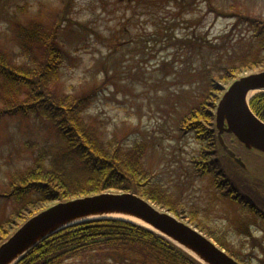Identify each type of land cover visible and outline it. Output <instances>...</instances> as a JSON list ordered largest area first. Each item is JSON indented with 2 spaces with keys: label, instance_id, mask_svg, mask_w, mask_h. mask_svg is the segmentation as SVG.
I'll return each mask as SVG.
<instances>
[{
  "label": "rangeland",
  "instance_id": "rangeland-1",
  "mask_svg": "<svg viewBox=\"0 0 264 264\" xmlns=\"http://www.w3.org/2000/svg\"><path fill=\"white\" fill-rule=\"evenodd\" d=\"M65 1L0 0V40H6L16 19L56 20ZM68 1L71 22L66 21L61 31L67 54L58 91L95 87L97 94L86 111L90 122L108 138L120 137L126 146L147 142L144 161L169 186L171 199L182 209L194 207L235 251L256 253L247 232L240 229L249 227L264 239V220L225 195L226 187L215 184L216 174L196 170L194 158L202 143L194 132L181 129V120L209 93L210 104L216 103L232 82L230 73L222 77L231 63L241 66L240 53L247 52L246 42L253 40L244 17L264 14V0ZM8 45L19 52L18 45ZM261 70L264 63L234 72L238 76ZM59 143L58 130L46 120L18 114L0 118V242L25 221L17 216V204L3 196L12 174L32 164L42 147L54 154ZM250 157L261 163L259 157ZM227 163L237 173L238 190L257 202L258 178ZM259 176L257 185L264 188V173ZM54 202L33 205L21 214L32 215Z\"/></svg>",
  "mask_w": 264,
  "mask_h": 264
},
{
  "label": "trees",
  "instance_id": "trees-1",
  "mask_svg": "<svg viewBox=\"0 0 264 264\" xmlns=\"http://www.w3.org/2000/svg\"><path fill=\"white\" fill-rule=\"evenodd\" d=\"M68 7L66 0L61 15L50 23L37 19L24 23L16 19L5 34L6 40L4 37L0 40V118L18 114L46 120L58 130L61 144L52 155L48 148L42 147L32 164L12 174L11 187L3 196L17 204V216L26 220L31 215L21 213L43 202L68 200L110 188L133 191L197 221L201 229L220 239L218 231L205 224L194 207L189 211L184 206L182 209L179 202L171 199L169 186L158 177L157 170L144 161L147 142L135 141L126 146L123 139L118 136L108 138L90 122L86 111L97 94L95 87L84 91H58L57 79L67 54L61 31L66 21L71 22L67 17ZM244 20L253 32L250 37L253 40L246 42L249 50L240 53L241 66L237 68L238 65L231 63L222 78H228V73L235 76L236 69L264 63V14L247 15ZM8 43L18 45L19 52ZM211 94L188 110L181 120V129L194 132L202 143L199 155L194 158L195 168L201 175L216 174L218 188L226 187L225 194L244 203L264 220V188L255 186L259 194L257 202L237 188V173L230 170L227 161L245 173H251L235 163L222 148L216 135L212 111L215 103L210 104ZM250 105L264 120V91L254 94ZM204 122L210 126H205ZM238 146L247 159L252 154L261 160L257 163L253 158L251 161L245 159L247 163L255 167L264 164V155L244 148L240 142ZM253 171L261 182L259 175L264 173L263 165ZM10 219L11 216L8 222ZM244 231L253 236L247 227ZM16 264L202 263L143 225L103 218L82 221L56 231L29 249Z\"/></svg>",
  "mask_w": 264,
  "mask_h": 264
},
{
  "label": "water",
  "instance_id": "water-1",
  "mask_svg": "<svg viewBox=\"0 0 264 264\" xmlns=\"http://www.w3.org/2000/svg\"><path fill=\"white\" fill-rule=\"evenodd\" d=\"M255 89L264 90V70L236 79L217 107L220 141L240 164L244 162L228 148L222 134L232 132L247 148L264 153V121L249 104V92ZM111 213L140 218L146 224L139 223L188 247L208 264H240L195 225L132 191H103L80 196L40 211L0 245V264H14L28 249L63 227L93 217H108Z\"/></svg>",
  "mask_w": 264,
  "mask_h": 264
},
{
  "label": "flooded vegetation",
  "instance_id": "flooded-vegetation-1",
  "mask_svg": "<svg viewBox=\"0 0 264 264\" xmlns=\"http://www.w3.org/2000/svg\"><path fill=\"white\" fill-rule=\"evenodd\" d=\"M252 242V247L256 249V253L247 251H239L236 257L239 261L254 264H264V239H255ZM246 247V246H245ZM248 248V247H247Z\"/></svg>",
  "mask_w": 264,
  "mask_h": 264
},
{
  "label": "bare ground",
  "instance_id": "bare-ground-1",
  "mask_svg": "<svg viewBox=\"0 0 264 264\" xmlns=\"http://www.w3.org/2000/svg\"><path fill=\"white\" fill-rule=\"evenodd\" d=\"M256 90H252L249 92V96L252 95ZM110 216L112 217H118V218H123V219H127V220H131V221H136V222H141L146 224L144 221H142L140 218L135 217L133 215L130 214H124V213H111ZM185 248L187 250H189L190 252H192L188 247L185 246Z\"/></svg>",
  "mask_w": 264,
  "mask_h": 264
}]
</instances>
